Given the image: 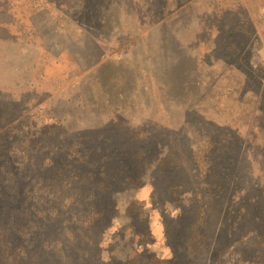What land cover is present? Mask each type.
I'll use <instances>...</instances> for the list:
<instances>
[{
  "label": "rangeland",
  "instance_id": "rangeland-1",
  "mask_svg": "<svg viewBox=\"0 0 264 264\" xmlns=\"http://www.w3.org/2000/svg\"><path fill=\"white\" fill-rule=\"evenodd\" d=\"M0 4V93L14 105L12 125L1 124L0 132L8 133L11 126L41 138H74L113 118L128 127L157 129L158 147L152 144L143 162V156L130 158L135 161L130 179L120 183L104 227L91 226L97 217L89 198L56 203L77 238L78 245L69 248L73 264H170L165 221L181 212L186 216L173 239L184 244L185 224L202 204L188 192L189 166L201 174L198 183L207 192L210 232L221 223L229 226L233 218L227 208L234 205L229 178L219 181L223 192L216 197L214 187L208 192L205 185L216 181L202 176L210 158L223 159L232 132L252 159V176L248 160L238 168L239 186L256 182L263 189L264 0ZM175 131L176 142L168 138ZM175 143L180 148L169 152ZM176 178L187 191L171 187L170 179ZM254 194L249 189V196ZM56 238L67 244L70 239L66 233Z\"/></svg>",
  "mask_w": 264,
  "mask_h": 264
},
{
  "label": "trees",
  "instance_id": "trees-1",
  "mask_svg": "<svg viewBox=\"0 0 264 264\" xmlns=\"http://www.w3.org/2000/svg\"><path fill=\"white\" fill-rule=\"evenodd\" d=\"M3 9L0 4V12ZM13 106L0 93V127L3 123L12 125ZM122 124L113 118L107 126L74 138L63 134H42L41 138L39 134L9 129L11 126L8 133L0 132V264H73L69 248L78 245L77 238L63 219L61 204L56 203L60 199L70 204L83 203L89 198L97 217L91 226L104 227L112 216L120 183L130 179L128 174L135 163L130 158L143 156L142 161L148 157L152 144L159 145L155 127L142 129ZM232 133L223 159L220 155L210 158L202 178L216 181L205 184L208 192L214 187L216 197L223 192L219 181L229 178L232 184L229 198L234 205L227 208V214L233 220L229 226L221 223L215 232H210L207 192L198 183L201 174L189 166L185 169L186 182L192 185L188 192L192 200L202 204L197 205L194 219L185 224L189 225V236L184 244H176L173 239L186 216L181 212L174 221H165L167 239L173 250L170 264H230V261L231 264H264V187L261 189L256 182H249L248 188L239 186L242 178L238 168L248 160L247 172L252 176V159L246 147L241 148L239 144L238 148ZM168 138L176 142L179 134L175 131ZM178 147L175 143L169 152ZM167 174L170 178L169 170ZM152 180L155 185V177ZM86 181L91 184L87 189ZM181 183L177 178L170 179L171 187L187 191ZM249 189L255 194L249 196ZM155 193L158 192L155 190ZM80 217L86 219L83 214ZM64 233L70 238L68 244L56 238Z\"/></svg>",
  "mask_w": 264,
  "mask_h": 264
}]
</instances>
